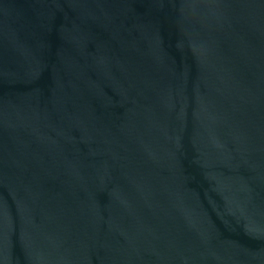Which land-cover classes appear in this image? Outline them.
Instances as JSON below:
<instances>
[{
    "label": "water",
    "instance_id": "95a60500",
    "mask_svg": "<svg viewBox=\"0 0 264 264\" xmlns=\"http://www.w3.org/2000/svg\"><path fill=\"white\" fill-rule=\"evenodd\" d=\"M0 264H264V0H0Z\"/></svg>",
    "mask_w": 264,
    "mask_h": 264
}]
</instances>
